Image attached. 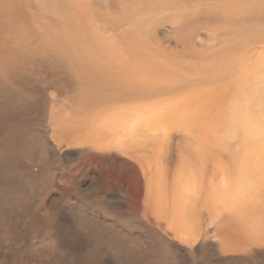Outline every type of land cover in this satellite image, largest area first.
I'll list each match as a JSON object with an SVG mask.
<instances>
[{
  "label": "rangeland",
  "instance_id": "1",
  "mask_svg": "<svg viewBox=\"0 0 264 264\" xmlns=\"http://www.w3.org/2000/svg\"><path fill=\"white\" fill-rule=\"evenodd\" d=\"M246 1L0 0V264H264V233L226 221L235 189L264 201V0Z\"/></svg>",
  "mask_w": 264,
  "mask_h": 264
},
{
  "label": "bare ground",
  "instance_id": "2",
  "mask_svg": "<svg viewBox=\"0 0 264 264\" xmlns=\"http://www.w3.org/2000/svg\"><path fill=\"white\" fill-rule=\"evenodd\" d=\"M258 2H259V0H258ZM236 10H243L246 12H251V11H257L258 12V8H256V4L253 3V0H247L243 5L236 4ZM236 10L234 8H232L231 5H229V4L225 5L224 9L221 13V18H222L221 21L222 22L230 21L231 18H234V13ZM262 14H264V13H262ZM218 17H219V14H218ZM88 39H90L92 41L94 48L103 47L104 44H102V43H108V41L106 39H103L101 36H97V35H92ZM144 47H145V44H143V43L139 44V48H144ZM234 51H236V50H234ZM236 53H237V51H236ZM234 55H235V52H231L229 50H225L220 54V56L224 57V58L229 57V56L234 57ZM142 56H143V61L144 62L147 61L145 59V56L144 55H142ZM151 67H152V71L154 73L155 72L157 73L159 71L154 66H151ZM120 81L122 83H129L128 85L134 84V81H132V82L123 81V80H120ZM131 83H133V84H131ZM136 84H134V85L136 86ZM2 92L4 93V91H2ZM235 121H236V128H238L237 123H240L248 131H254V128L248 127L249 116H247V113H241V114L236 115V117L231 119V122H235ZM170 122H171L170 119H167V118L163 119V123L167 124ZM243 127H241V130H243ZM135 133H136V128H135V130L132 129L131 134H135ZM196 180H197V178H195V177H186L184 182H185V188L188 192L194 193L196 191V185H195ZM259 187H260L259 182L253 181V182H250L247 187L240 188L237 190L235 189V191L232 193L230 202H231V206L233 207V212H232L231 216H229L226 219V221H227V224L229 225V227H235L236 228V235H240L241 238L247 237L249 235V233H258V234L261 232L264 233V201H261L259 199V197H260L259 196V193H260ZM252 211H255V213H257L256 218H254ZM221 230H222V227H221ZM176 234L180 235V231L178 229H177ZM219 234H220V231H219Z\"/></svg>",
  "mask_w": 264,
  "mask_h": 264
},
{
  "label": "crops",
  "instance_id": "3",
  "mask_svg": "<svg viewBox=\"0 0 264 264\" xmlns=\"http://www.w3.org/2000/svg\"><path fill=\"white\" fill-rule=\"evenodd\" d=\"M170 193H171V191H170ZM153 213H154V215H155V217H156V220H160L161 218H166V219H169V215H170V219L171 220H167V226H166V228L168 229V230H171L169 227L170 226H173V225H175L173 228L174 229H172L173 230V232H174V234H175V236H178L176 233H175V229L176 228H178L177 226H176V224L174 223V220H173V217H172V215L171 214H166L163 210H158V209H153ZM166 229V230H167ZM171 230V231H172ZM182 231V230H181ZM183 233V232H182ZM180 237H182V238H184L185 240H191L192 238H188V239H186L185 237H184V234H181V235H179Z\"/></svg>",
  "mask_w": 264,
  "mask_h": 264
}]
</instances>
